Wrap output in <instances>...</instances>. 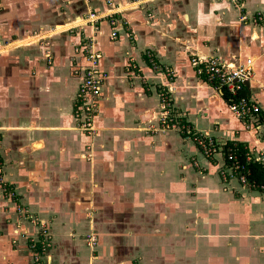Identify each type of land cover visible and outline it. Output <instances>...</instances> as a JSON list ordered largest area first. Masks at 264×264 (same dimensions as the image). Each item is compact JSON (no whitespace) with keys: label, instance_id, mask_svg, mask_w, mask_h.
<instances>
[{"label":"crops","instance_id":"crops-1","mask_svg":"<svg viewBox=\"0 0 264 264\" xmlns=\"http://www.w3.org/2000/svg\"><path fill=\"white\" fill-rule=\"evenodd\" d=\"M258 13L264 0H0V179L13 194L0 187V264H33L41 222L51 235L43 264H264L261 192L223 183L221 156L159 128V93L171 88L194 130L242 143L264 165V138L190 64L252 59L247 87L264 117ZM85 43L104 75L93 138L73 119Z\"/></svg>","mask_w":264,"mask_h":264},{"label":"built area","instance_id":"built-area-1","mask_svg":"<svg viewBox=\"0 0 264 264\" xmlns=\"http://www.w3.org/2000/svg\"><path fill=\"white\" fill-rule=\"evenodd\" d=\"M107 17L112 18V14ZM88 20L95 22L99 20V16L91 14ZM243 20L244 18H241V21ZM252 22L254 24L264 23L263 14H255ZM112 24H115L114 20ZM116 33L115 28L112 34L116 37ZM112 34L111 37L114 38ZM81 47L87 65L81 69L83 76L73 99V119L77 130L93 138L97 133L95 119L99 112L104 75L98 69L100 54L93 50L91 44L85 43ZM147 57L153 71L165 74L172 79V72L167 66L160 65L152 53L147 54ZM190 64L200 81L222 96L226 94L225 102L229 110L243 122L245 129L257 131V134L264 138V117L260 116V107L252 97L240 96L243 87L253 79V60L248 58L242 64L233 65L216 56L194 55L190 59ZM172 100L171 88H166L159 93V128L163 131L177 132L191 139L207 159L221 156L222 165L218 169V174L223 183L229 184L236 181L245 189L261 192L264 197V184L250 181L251 171L247 167L253 161L260 162V158L254 156L251 149L246 146L244 153L238 154L236 144L230 146L227 143H219L210 135L194 130L183 116L175 111ZM86 157L90 158L91 155H86ZM1 166L2 164H0V175ZM0 187L5 195L11 192L1 179ZM40 225L41 228L36 238H31L29 242L33 251V264H43V258L51 246L47 225L42 222ZM94 241V235L90 236L91 246H94Z\"/></svg>","mask_w":264,"mask_h":264},{"label":"trees","instance_id":"trees-1","mask_svg":"<svg viewBox=\"0 0 264 264\" xmlns=\"http://www.w3.org/2000/svg\"><path fill=\"white\" fill-rule=\"evenodd\" d=\"M240 96L249 98L251 97L250 91L247 87V84L243 87V90L240 92ZM223 98L226 99V94H223ZM260 116H263L260 111ZM228 145L232 146L233 143L229 142ZM236 147L238 148V154L244 153L245 145L242 143H237ZM248 169L251 171V175L249 176V180L256 182L258 184H264V165L259 161H253L248 164Z\"/></svg>","mask_w":264,"mask_h":264},{"label":"rangeland","instance_id":"rangeland-1","mask_svg":"<svg viewBox=\"0 0 264 264\" xmlns=\"http://www.w3.org/2000/svg\"><path fill=\"white\" fill-rule=\"evenodd\" d=\"M112 16H113V19H120V20H124V19H122V18H119V17H117L116 15H113L112 14ZM124 22V21H123ZM113 27V26H112ZM114 32V31H113ZM112 36L114 37L113 39H115L116 37L114 36V34H112ZM162 91V90H161ZM173 98V97H172ZM172 103L174 104V109H175V111L177 112V113H179V114H181L178 110H177V108L175 107L176 105H175V103H174V99L172 100ZM182 115V114H181ZM85 157H86V155H84ZM93 156H91L90 158H88V157H86V159L87 160H91V158H92ZM7 196H13V194H12V192H10ZM22 206V205H21ZM23 207V206H22ZM26 212V211H25ZM24 212V213H25ZM29 216V215H28ZM35 219V218H34ZM32 220V219H31ZM38 221V220H37ZM93 235V234H92ZM91 235V233L90 234H88V235H86L85 236V242H86V244H87V246H91V243H90V236H92ZM49 236H50V243H51V235H50V233H49ZM95 241H94V246H97V241H98V236L95 234ZM155 247V246H154ZM163 248H165L166 250H165V252H167V250H170V248H171V246H163ZM133 258V260H132V262H131V264H140V262H139V260H140V257L137 255V256H135V257H132Z\"/></svg>","mask_w":264,"mask_h":264}]
</instances>
